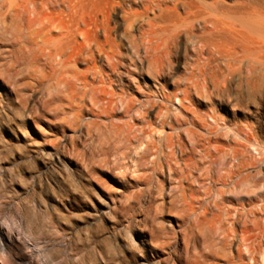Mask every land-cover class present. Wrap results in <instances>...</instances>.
<instances>
[{"label": "rangeland", "instance_id": "obj_1", "mask_svg": "<svg viewBox=\"0 0 264 264\" xmlns=\"http://www.w3.org/2000/svg\"><path fill=\"white\" fill-rule=\"evenodd\" d=\"M77 1L79 12L92 18L97 43L120 62L112 70L102 67L101 57L96 59L108 74L106 88L114 92L118 104L108 109L100 108V103L72 109L67 93H61L54 80L38 86L32 75L24 73L17 74L20 81L15 84L0 78V225L6 231L12 223L14 237L21 238L7 249V263L37 264L30 262L32 258L55 264L63 248L62 237L71 264H99L98 256L121 264V256L129 251L137 255L128 264H166L151 250L149 228L163 224L178 232L186 208L180 201L177 175L172 172L170 176L166 167L162 174L156 173L152 167L157 157L164 159L162 152L155 153L154 145H160L165 133L175 137L176 131L159 123L156 107L143 106V93L163 100L171 116H181L180 123L173 124L177 131L192 129V137L185 133L183 140L191 147L187 138H192L195 151L188 155L194 160L206 154L220 159L222 148L229 150L230 157L232 146L236 149L239 143L249 146L238 147L241 159L264 155V61L251 66L248 60H238L241 43L234 30L238 26L231 24L242 15L255 18L259 25L251 34L264 44V0ZM84 53L83 48L77 64L80 71L88 66ZM44 66L48 73L49 65ZM48 84H53L54 91ZM122 94L135 100L128 112L120 104ZM164 94L171 98L165 100ZM205 112L216 120L207 119L213 124L209 128L195 117ZM191 117L197 123L192 124ZM175 150L179 154L178 146ZM200 167L195 174L202 178L207 173L219 174L217 164L211 170L201 163ZM258 170L264 172V163ZM190 182H183L186 194L192 192L196 206L207 209L206 218L200 219L195 250L203 257L195 264H227L228 256L233 264H264L261 257L251 259L244 247L246 254L239 258L235 241L222 249L225 245L217 236H223L226 226L215 234L208 225L217 187L207 192ZM193 220L189 216L187 224ZM178 241L180 252L183 242ZM37 243L45 247L47 257L38 254L42 249ZM69 243L78 248L70 250ZM167 264H173L172 260Z\"/></svg>", "mask_w": 264, "mask_h": 264}, {"label": "bare ground", "instance_id": "obj_2", "mask_svg": "<svg viewBox=\"0 0 264 264\" xmlns=\"http://www.w3.org/2000/svg\"><path fill=\"white\" fill-rule=\"evenodd\" d=\"M78 2L77 0H0V78L3 82L15 84L20 81L17 79V74L24 73L25 76L32 75L38 86H43L45 83H50L54 80L56 81L54 86L61 93H67H65V97L70 108L77 109L82 106L92 107L93 105L98 106L100 103V108L108 109L112 107V104L118 103L115 101L114 92H109L106 88L108 74L104 72V68L115 70L120 67V62L115 57V54H112L100 43H97L91 28L92 18L89 15L79 12ZM108 20L110 21L109 18ZM235 20L236 24L234 23L235 21L231 24L238 26L234 28L241 43V49L237 52L238 60L240 62L248 60L251 66H254L259 60L264 61V44L251 34V31L258 28V21L253 17H247L245 15L239 16ZM234 33L232 32V34ZM79 36L82 37V40H79ZM131 45L133 49L137 48L135 39L132 40ZM83 48L86 51V54L84 53V60L87 61L88 66L85 70L80 71L77 68V64L81 59V50ZM97 57H101L103 61L102 67L104 68L96 64ZM41 60H43V63H40ZM44 65H49L50 70L48 73L45 72ZM22 83L24 86L27 85L25 81ZM54 86L53 84H48V88L50 90L53 89V91ZM48 94L46 95L48 96ZM108 94H110V98H107ZM50 95L47 98H53ZM143 96H145L144 107L157 108L156 118L160 121L159 123L162 126L169 125L172 131H176L175 137L170 132H168L169 134L165 133L162 136L163 141L160 145H154L155 153L158 151L162 152L164 159L161 160L157 157L153 161L152 168L154 172L162 174L163 169L166 167L170 176H172V172L177 175V186L181 192L180 201L182 200V205L186 208L180 215L181 222L178 224V232L170 228H165L162 226L163 224L160 225L159 223V228H157V225L156 227L154 225L150 226V237L148 239L151 250L158 255L162 263L166 264L167 261L171 260L173 264L176 261L180 264H195L201 261L200 258L203 257V254L195 250L198 247L199 230L202 223L200 219L202 217L206 218L207 209L204 211L203 208L201 211L192 198L193 193L186 194V188L183 187V182L191 181L200 186H204L207 192L213 186L217 187L216 199L213 201L215 208L212 214V222L210 221L212 224L209 222L208 225H212L210 228L215 234L223 226H226L221 232L223 236H217V240H220L225 245L222 249L227 250V245L235 241L239 258L245 256V252L247 251L251 259L257 261L261 257L264 261V172L258 170V165L264 163L263 153L260 158L251 156L249 160L245 158L241 159L239 157L241 149L239 150L238 147L247 149L249 146H247L248 143H239L236 149L232 146V155L230 157L227 154L229 150L226 151L222 148L219 150L222 154L220 155V159H217L213 154H206L200 157V161H197L199 159L194 160V156L188 155L192 150L195 151L194 144L192 145V138H187L191 147H188V144L183 140V134L185 133L188 137H192V129L186 128L184 129V133L182 130V132L177 131L173 124L180 123L181 116H171L169 114L170 110L164 104V101L158 100L154 94L146 92V94L143 93ZM163 98L166 100L171 98V96L164 94ZM175 98H178L177 95H175ZM61 100L63 101V98ZM183 100L186 99H182L181 101ZM46 101H44L45 105ZM81 101L84 103L79 105ZM119 101L127 112L135 104L133 98L124 96L123 94L119 96ZM36 107H39V105ZM144 107H142L143 110L145 109ZM32 117L36 118L37 115L32 114ZM195 117L198 118V122L202 124V127L208 128L209 125L213 124L208 123L207 119H211V121L215 120L209 112L201 113V115L199 114ZM195 117L190 118L192 124L197 123ZM246 141L248 142L249 140L247 139ZM175 146H178L179 154H177ZM165 149H169L168 153H165ZM246 152L248 153V151ZM207 157V161L204 160ZM228 158H231V160ZM236 159H238L237 163L234 162ZM200 163L205 166L206 170H211L214 164L219 165V174L212 176L207 173L203 178L202 174L196 175L195 171L198 172L201 169ZM207 179L210 180L209 184L205 183ZM197 203L202 205L201 201H197ZM189 216H193L194 220L190 224H187V218ZM216 223H222V225L216 227ZM13 230L12 223L8 225V230L6 231L0 225V259H2V264H8L6 259L7 249L13 244H17V240L21 242V238L16 239L14 237ZM178 237L183 242L180 252L176 248V244L179 242ZM60 241L62 242L63 248L57 257L54 256L56 258H54L53 262L55 264H71L73 262L70 257L71 253L67 251V246L62 237H60ZM36 245H39L42 249L38 254L44 253L45 255L43 256L45 257L49 255L44 246L38 243ZM25 247L36 253L31 245L25 243ZM243 247L246 249L245 252L242 250ZM69 248L73 251L78 248V245L69 243ZM136 255L134 252L129 251L128 254L121 256L120 263L128 264L135 259ZM111 259L109 257L103 260V257L98 256L99 264H113L110 261ZM29 260L37 264L42 260L46 264L43 259L36 261L31 258ZM226 261L227 264L234 263L233 258L229 256Z\"/></svg>", "mask_w": 264, "mask_h": 264}]
</instances>
